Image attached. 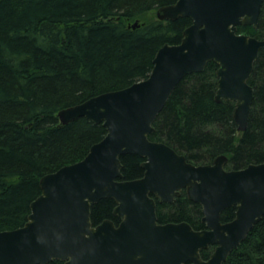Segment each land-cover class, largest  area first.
Listing matches in <instances>:
<instances>
[{
    "label": "water",
    "instance_id": "water-1",
    "mask_svg": "<svg viewBox=\"0 0 264 264\" xmlns=\"http://www.w3.org/2000/svg\"><path fill=\"white\" fill-rule=\"evenodd\" d=\"M264 0H177L160 6V20L189 17L179 44L165 43L145 79L61 109L62 124L81 117L102 123L105 137L87 155L40 179L41 194L27 222L0 231V264H222L264 217V162L227 169L228 157L194 164L163 141L150 139L154 122L187 75L218 64L216 100L235 103L238 131H245L254 100L249 83L264 38L240 33L258 26ZM135 22L130 27L136 28ZM145 160L143 176L125 179L121 157ZM202 207L206 228L188 222L158 223L156 200L174 202L182 189ZM116 202L112 219L94 224L92 205ZM236 207L223 222V211ZM214 246L207 258L202 251Z\"/></svg>",
    "mask_w": 264,
    "mask_h": 264
},
{
    "label": "trees",
    "instance_id": "trees-1",
    "mask_svg": "<svg viewBox=\"0 0 264 264\" xmlns=\"http://www.w3.org/2000/svg\"><path fill=\"white\" fill-rule=\"evenodd\" d=\"M177 0H0V231L23 226L42 192L40 179L83 159L107 130L81 117L62 124L58 112L97 94L145 79L165 43L179 44L189 17H148ZM139 19V26L130 27ZM239 32L264 38V4L257 27ZM218 64L185 76L154 122L150 139L163 141L194 164L228 157V169L264 162V48L249 83L254 88L248 127L238 131L235 103L216 100ZM125 179L143 176L138 154L121 157ZM116 202L92 205L94 224L113 215ZM160 221L202 229V207L180 196L159 203ZM236 207L222 213L235 217ZM211 249L203 250L207 258ZM48 264H63L52 260ZM222 264H264V217Z\"/></svg>",
    "mask_w": 264,
    "mask_h": 264
},
{
    "label": "flooded vegetation",
    "instance_id": "flooded-vegetation-1",
    "mask_svg": "<svg viewBox=\"0 0 264 264\" xmlns=\"http://www.w3.org/2000/svg\"><path fill=\"white\" fill-rule=\"evenodd\" d=\"M151 196H153L154 198H155V200H156V204H157V207H156V211H157V216H158V223H161V224H166V223H169V222H188V221H186V220H181V221H171V220H167V221H160L159 220V207H158V205H159V203H169V204H172V203H175L176 202V200H177V198L178 197H180V196H186L187 197V193H186V189L184 188V189H182L181 191H180V193H179V195H177L176 197H175V201L174 202H160L159 201V199L154 195V194H152ZM188 198V197H187ZM189 199V198H188ZM190 200V199H189ZM191 201V200H190ZM193 202V201H192ZM115 216V215H114ZM118 217V216H117ZM114 221V220H113ZM115 222V221H114ZM226 222H228V221H226ZM120 223V217H119V221L118 222H115V224L116 225H118ZM192 227H193V225L190 223V222H188ZM194 228V227H193ZM204 228H206V226L204 227ZM204 228H202V229H204ZM195 229V228H194ZM197 230H201V229H197ZM212 249H213V247H212ZM186 264H189V263H186Z\"/></svg>",
    "mask_w": 264,
    "mask_h": 264
},
{
    "label": "rangeland",
    "instance_id": "rangeland-1",
    "mask_svg": "<svg viewBox=\"0 0 264 264\" xmlns=\"http://www.w3.org/2000/svg\"><path fill=\"white\" fill-rule=\"evenodd\" d=\"M152 16H156V10L155 11H153V12H151L150 14H149V16L148 17H152ZM135 22H141L139 19H137V20H132V24L133 23H135Z\"/></svg>",
    "mask_w": 264,
    "mask_h": 264
}]
</instances>
